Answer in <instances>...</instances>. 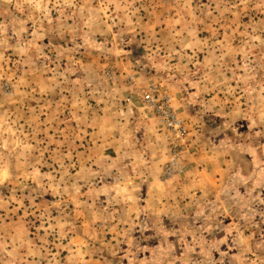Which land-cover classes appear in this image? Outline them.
<instances>
[{"label": "rangeland", "instance_id": "obj_1", "mask_svg": "<svg viewBox=\"0 0 264 264\" xmlns=\"http://www.w3.org/2000/svg\"><path fill=\"white\" fill-rule=\"evenodd\" d=\"M0 264H264V0H0Z\"/></svg>", "mask_w": 264, "mask_h": 264}, {"label": "built area", "instance_id": "obj_2", "mask_svg": "<svg viewBox=\"0 0 264 264\" xmlns=\"http://www.w3.org/2000/svg\"><path fill=\"white\" fill-rule=\"evenodd\" d=\"M151 107H155L156 109H158L154 102H152ZM165 107L159 108L162 110L161 112H163L164 114V119L162 118L163 119L162 122L166 127L171 129V133H172L171 135L174 144L171 146L173 150V154L170 165L165 167L163 171V176L170 177L173 174H175L178 169V158L181 152L178 142L181 141L180 139L182 138L181 136L184 134V129L182 128V126H180L181 121L177 119L174 114H172V112L168 109L167 104L165 105Z\"/></svg>", "mask_w": 264, "mask_h": 264}, {"label": "crops", "instance_id": "obj_3", "mask_svg": "<svg viewBox=\"0 0 264 264\" xmlns=\"http://www.w3.org/2000/svg\"><path fill=\"white\" fill-rule=\"evenodd\" d=\"M182 154V153H181ZM180 157H181V155L179 156V170L177 171V173H175V174H173L172 176H171V178H174L175 176H177V175H180V174H182L183 173V168H184V165L182 166L181 165V160H180ZM192 164H186V166L188 167V166H191ZM186 168V167H185ZM160 177L161 178H163V179H166V177H164L163 176V171H162V173H161V170H160Z\"/></svg>", "mask_w": 264, "mask_h": 264}]
</instances>
